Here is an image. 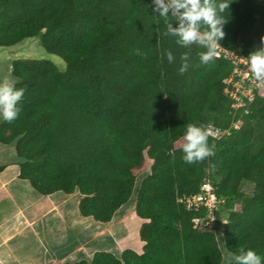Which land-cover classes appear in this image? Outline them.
<instances>
[{
  "label": "trees",
  "instance_id": "obj_1",
  "mask_svg": "<svg viewBox=\"0 0 264 264\" xmlns=\"http://www.w3.org/2000/svg\"><path fill=\"white\" fill-rule=\"evenodd\" d=\"M228 2L219 45L247 58L264 47V0ZM154 7L152 0H0V49L39 38L66 67L11 62L9 77L25 92L17 119L0 123V143L15 146L25 160L21 176L38 192L78 190L81 214L101 223L130 202L150 171L136 201L146 221L144 253L97 252L92 264H223L216 233L194 228L205 210L192 213L180 201L206 180L225 199L217 216L227 213L228 251L264 257V94L235 109L224 83L234 63L215 56L201 64L205 49L180 47L165 34L178 16L170 9L161 17ZM185 53L191 66L180 74ZM193 124L205 129L215 155L188 164L183 136Z\"/></svg>",
  "mask_w": 264,
  "mask_h": 264
},
{
  "label": "crops",
  "instance_id": "obj_2",
  "mask_svg": "<svg viewBox=\"0 0 264 264\" xmlns=\"http://www.w3.org/2000/svg\"><path fill=\"white\" fill-rule=\"evenodd\" d=\"M5 79L11 81L0 61V81ZM24 162L14 145L0 143V264H92L97 252L144 253L146 221L137 216L136 204L124 205L110 223L98 222L81 214L78 190L38 192L21 176Z\"/></svg>",
  "mask_w": 264,
  "mask_h": 264
},
{
  "label": "clouds",
  "instance_id": "obj_3",
  "mask_svg": "<svg viewBox=\"0 0 264 264\" xmlns=\"http://www.w3.org/2000/svg\"><path fill=\"white\" fill-rule=\"evenodd\" d=\"M155 5L153 11L161 17L167 18L170 9L172 15L178 16L179 26L173 28L167 25L166 35L176 37L180 47L199 46L205 51L199 54L201 64L213 61L217 54V47L225 33L223 26L227 22L224 13L231 3L228 0H152ZM183 10V11H181ZM167 62L171 65L175 57L171 52L167 54ZM250 72L257 81H264V47L249 54L246 58ZM180 74L190 68V58L187 53L180 57ZM24 88H17L10 80L0 81V120L12 122L17 119L19 104L24 97ZM183 160L194 164L205 161L215 155L214 146L208 142V134L203 127L188 125L183 136ZM234 264H264V257L253 250H248L232 257Z\"/></svg>",
  "mask_w": 264,
  "mask_h": 264
},
{
  "label": "built area",
  "instance_id": "obj_4",
  "mask_svg": "<svg viewBox=\"0 0 264 264\" xmlns=\"http://www.w3.org/2000/svg\"><path fill=\"white\" fill-rule=\"evenodd\" d=\"M221 56H225L235 65L232 75L224 81L226 86L225 93L233 101L235 109L242 108L246 100L251 101L254 99L256 91H263L264 81H257L254 78L249 70L246 57L218 46L216 57ZM213 135L218 136V133L215 132ZM180 201L192 213L205 210L206 214L204 217L193 218L194 228L213 231L216 234L219 232L221 234L224 233L228 221L226 217L219 218L217 212H219L225 203V199L217 197L213 185L208 180L202 185L199 194L184 197Z\"/></svg>",
  "mask_w": 264,
  "mask_h": 264
},
{
  "label": "rangeland",
  "instance_id": "obj_5",
  "mask_svg": "<svg viewBox=\"0 0 264 264\" xmlns=\"http://www.w3.org/2000/svg\"><path fill=\"white\" fill-rule=\"evenodd\" d=\"M55 57H57V56H54V55L47 53L42 48L39 38H31V39L24 40L21 44H18L12 48L0 49V61H4V63L7 65V75L8 76L10 75L9 74V72H10L9 67L11 65V62L16 60V59H35V60H46V59L51 60V59H54V60H56L58 58V59L62 60L59 57H57V58H55ZM54 62L57 63V65L61 64V65L65 66V62H63L64 64H62L61 61H54ZM262 92L264 94V90ZM148 175H150V171H147L146 173L141 174L139 176L138 182H137V187H136V193L134 194V197L130 200V202L124 208L135 206L136 201H137V193L141 187V183L143 182L144 178L147 177ZM242 188H243L244 192L251 193V186L249 184H244V186ZM221 216H222V218H225V217H227V213L225 212ZM216 236H217L219 246H220V248L224 254L223 264H234V262L232 260V257L234 255L228 251L226 244H225L223 234H221L219 232L218 234H216Z\"/></svg>",
  "mask_w": 264,
  "mask_h": 264
}]
</instances>
